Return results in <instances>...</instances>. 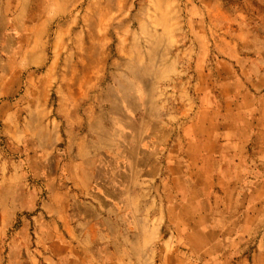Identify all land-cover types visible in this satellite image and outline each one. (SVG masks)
Listing matches in <instances>:
<instances>
[{
    "label": "rangeland",
    "instance_id": "obj_1",
    "mask_svg": "<svg viewBox=\"0 0 264 264\" xmlns=\"http://www.w3.org/2000/svg\"><path fill=\"white\" fill-rule=\"evenodd\" d=\"M209 3L225 11L210 9L208 20L236 34L264 68V37L240 23L242 12L237 17L224 7L242 0H0V264L49 261L39 245L38 217L48 178L63 170L67 140L100 133L106 122L119 127L117 142L129 146L116 126L128 116L183 132L202 103L208 108L209 96L182 84H193L189 60L202 48L195 39L200 17L190 8ZM250 163L258 169L239 201L233 193L221 200L203 180L188 185L184 207L174 212L183 216L164 219L161 230L159 221L138 223L129 256L138 264H264V201L247 198L264 183V159Z\"/></svg>",
    "mask_w": 264,
    "mask_h": 264
},
{
    "label": "crops",
    "instance_id": "obj_2",
    "mask_svg": "<svg viewBox=\"0 0 264 264\" xmlns=\"http://www.w3.org/2000/svg\"><path fill=\"white\" fill-rule=\"evenodd\" d=\"M205 5L190 8L200 17L195 39L202 48L189 60L193 84L184 83L182 89L193 85L209 96L208 108L202 103L183 132L128 116L116 126L123 131L121 138L131 141L129 146L117 142L120 137L114 132L119 127L110 129L106 122L104 128L99 126L100 133L84 132L67 140L63 170L48 178V199L38 217L39 245L48 264H138L128 254L129 237L140 236L138 223L159 221L161 230L164 219L182 217L174 212L184 207L188 185L196 188L203 180L221 200L232 193L237 195L233 202L243 196V184L258 169L250 161L264 159V68L256 54L243 49L236 34L223 31L218 20H208L212 8ZM214 5L213 13L225 11L221 4ZM239 29L249 32L244 26ZM206 78L215 81L204 84ZM205 96L200 95V101ZM133 105L136 114L139 104ZM92 137L102 148L92 146ZM162 188L167 189L163 216L158 198ZM260 189L264 183L247 195L248 200L256 195L264 201ZM146 190L149 200L144 198ZM158 228L148 234L157 235Z\"/></svg>",
    "mask_w": 264,
    "mask_h": 264
},
{
    "label": "trees",
    "instance_id": "obj_3",
    "mask_svg": "<svg viewBox=\"0 0 264 264\" xmlns=\"http://www.w3.org/2000/svg\"><path fill=\"white\" fill-rule=\"evenodd\" d=\"M224 7L237 17H240L238 16V12L239 14L242 12L243 18H238L240 22L251 24L250 26L255 29L256 33L261 38L264 37V0H242V3L239 5H228L226 3Z\"/></svg>",
    "mask_w": 264,
    "mask_h": 264
}]
</instances>
